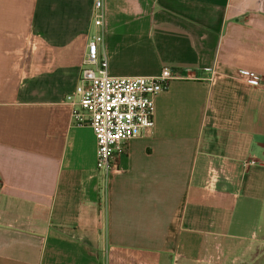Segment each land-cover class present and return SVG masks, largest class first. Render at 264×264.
I'll return each mask as SVG.
<instances>
[{
  "label": "crops",
  "instance_id": "obj_1",
  "mask_svg": "<svg viewBox=\"0 0 264 264\" xmlns=\"http://www.w3.org/2000/svg\"><path fill=\"white\" fill-rule=\"evenodd\" d=\"M0 0V264H263L264 0ZM172 81L120 171L65 100L95 34Z\"/></svg>",
  "mask_w": 264,
  "mask_h": 264
},
{
  "label": "built area",
  "instance_id": "obj_2",
  "mask_svg": "<svg viewBox=\"0 0 264 264\" xmlns=\"http://www.w3.org/2000/svg\"><path fill=\"white\" fill-rule=\"evenodd\" d=\"M102 0H96L94 23L102 27ZM102 33L95 34L87 44L79 82L66 96L72 120L77 126H89L97 143V170L106 176L120 171L119 161L128 154L130 141L154 127L155 99L182 74L164 68L155 77H117L110 74L109 61L102 55ZM245 80L264 87L256 75L244 73Z\"/></svg>",
  "mask_w": 264,
  "mask_h": 264
},
{
  "label": "rangeland",
  "instance_id": "obj_3",
  "mask_svg": "<svg viewBox=\"0 0 264 264\" xmlns=\"http://www.w3.org/2000/svg\"><path fill=\"white\" fill-rule=\"evenodd\" d=\"M263 252H264V247H263ZM263 264H264V259H263Z\"/></svg>",
  "mask_w": 264,
  "mask_h": 264
}]
</instances>
